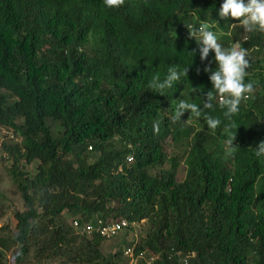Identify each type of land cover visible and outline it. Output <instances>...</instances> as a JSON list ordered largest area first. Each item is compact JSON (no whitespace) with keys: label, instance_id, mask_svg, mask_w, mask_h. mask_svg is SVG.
Listing matches in <instances>:
<instances>
[{"label":"trees","instance_id":"obj_1","mask_svg":"<svg viewBox=\"0 0 264 264\" xmlns=\"http://www.w3.org/2000/svg\"><path fill=\"white\" fill-rule=\"evenodd\" d=\"M221 3L0 0V126L22 138L2 143L21 202L15 226H0V264L9 252L14 264H124L123 250L106 253V239L84 231L122 218L126 234L151 222L135 254L157 255L153 264H185L180 256L192 253L188 264H264V157L255 155L264 141V33L221 20ZM201 22L223 47L239 42L249 52L254 91L230 117L232 144L215 93L204 111L221 126L191 123L190 111L173 119L181 99L202 106L201 92L212 89L204 68L215 69L214 52L201 61L187 28ZM170 66L187 75L154 89ZM169 138L182 157L168 154Z\"/></svg>","mask_w":264,"mask_h":264},{"label":"clouds","instance_id":"obj_2","mask_svg":"<svg viewBox=\"0 0 264 264\" xmlns=\"http://www.w3.org/2000/svg\"><path fill=\"white\" fill-rule=\"evenodd\" d=\"M108 8L118 7L122 0H103ZM218 16L221 20L235 19L243 26V31L247 33L261 32L264 33V0H222L218 10ZM216 23L217 20L215 21ZM189 29L190 37L197 40L199 46L200 60L204 61L209 57L210 50L214 52L215 69L206 66L204 71L210 73V81L212 89L203 93V105L188 102L181 99L174 109V120H180L185 112L190 111V116L197 118L203 117L209 129H216L222 125L219 118L210 116L205 109H213L214 95L220 98V107L224 110L223 116L227 122L223 123L224 131L229 136V143L235 139L237 124L231 121L230 117L240 110L242 102L247 101L254 91V82L249 80L245 82L248 75L247 69L250 68V60L248 58V49L242 47L239 42L232 43L229 47H223L218 42V34L210 30L207 22H201L195 30ZM194 54V53H193ZM188 67L178 69L170 66L167 69L165 77H153L152 87L156 90L163 91L171 88L182 75H187ZM233 147H235L233 145ZM257 157H264V141L260 142L255 148ZM129 155L127 157L128 163Z\"/></svg>","mask_w":264,"mask_h":264},{"label":"rangeland","instance_id":"obj_3","mask_svg":"<svg viewBox=\"0 0 264 264\" xmlns=\"http://www.w3.org/2000/svg\"><path fill=\"white\" fill-rule=\"evenodd\" d=\"M189 120L191 123L194 124L200 121V119L198 118L196 119L195 117ZM5 128L6 127L4 126H0V143H3V140L6 139L3 134ZM18 138L21 141L22 138L20 136ZM174 143L175 142H173L170 138L167 140L166 146H167L168 154L172 157L175 155L178 157H182L185 151L184 148L179 145H175ZM6 166H7L6 161L0 160V192L3 193L4 196L6 197L5 205L4 206L0 205V226L3 223H6V224H10L13 228L16 223L13 216V211L20 204L21 199L18 196V194L15 193L14 186L7 175ZM35 168H36V164L33 165L31 164L29 166L28 171L30 175L34 173ZM185 173H186V166L181 163L178 167V178L179 179L184 178ZM151 229H152L151 222L149 220H142L141 223L137 224V232L135 231L137 238L141 240V238L146 236ZM124 235L126 237H124ZM135 238L136 236L134 235V232L127 234L125 233L116 238L104 241L102 248L106 253H110L112 251L114 252L118 250L124 251V249L127 246H129L130 242L134 241ZM123 239H125L126 242L125 241L122 242ZM11 254L12 253L9 252L5 257V260L8 262V264H14L13 255ZM123 262L124 264H137L138 261L132 263L130 262V258L124 254Z\"/></svg>","mask_w":264,"mask_h":264},{"label":"built area","instance_id":"obj_4","mask_svg":"<svg viewBox=\"0 0 264 264\" xmlns=\"http://www.w3.org/2000/svg\"><path fill=\"white\" fill-rule=\"evenodd\" d=\"M5 138L9 141H14L15 143L20 142L19 138L14 134L13 130L9 128H5L3 132ZM90 150L92 149V146L88 147ZM5 160L6 163H9L12 161V158L8 151H6L0 143V160ZM132 156L129 157V161H131ZM79 221H74V225L78 226ZM126 227H130V224L128 223V220L125 218L115 220L113 222H107L103 219H98L96 223H87L84 231H88L89 233H92L93 231H96L102 238L106 240H110L113 238H116L122 234L125 233ZM136 238L133 242V245H129L124 249V254L130 258V262L134 263L135 261H138L139 258H143L147 261V264H153L155 258L157 255H147L146 251H141L138 255L135 254V247L138 241L136 232H134ZM195 253L192 254H186L183 256H180V260L184 261L185 264H188L189 259L191 257H194Z\"/></svg>","mask_w":264,"mask_h":264}]
</instances>
